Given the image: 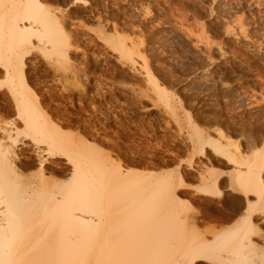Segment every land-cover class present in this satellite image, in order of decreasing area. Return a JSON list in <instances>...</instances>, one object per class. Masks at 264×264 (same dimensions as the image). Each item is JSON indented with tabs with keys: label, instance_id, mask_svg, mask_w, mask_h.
<instances>
[{
	"label": "rangeland",
	"instance_id": "1",
	"mask_svg": "<svg viewBox=\"0 0 264 264\" xmlns=\"http://www.w3.org/2000/svg\"><path fill=\"white\" fill-rule=\"evenodd\" d=\"M2 6V11L14 13L9 2ZM42 7L63 34L67 55L62 68L50 59L56 55L37 49L25 60L26 92L41 102L49 126H61L80 146L73 147L75 153L95 145L111 157L113 166L138 171L145 182L175 176L177 184L184 183L181 192L189 202L184 214H199L202 229L213 225L221 201L236 194L231 196L227 184L215 197L196 191L198 174L225 170L212 151L215 161L202 153L197 134L216 141L226 136L245 153L249 135H264V0H44ZM236 23L242 24V35L228 34ZM114 41L133 45L145 64L143 59L133 64L115 51ZM147 71L157 89L148 84ZM5 78L0 67V127L20 135L25 123L10 88L1 84ZM24 158L31 165L25 173H35L37 161ZM55 161L47 166L60 177ZM126 181L113 175L109 180ZM259 225L263 228L257 234L264 235V222ZM123 229L115 224L111 231ZM58 230L54 227L52 233Z\"/></svg>",
	"mask_w": 264,
	"mask_h": 264
},
{
	"label": "bare ground",
	"instance_id": "2",
	"mask_svg": "<svg viewBox=\"0 0 264 264\" xmlns=\"http://www.w3.org/2000/svg\"><path fill=\"white\" fill-rule=\"evenodd\" d=\"M6 2L14 13L2 11ZM43 4L44 0H0V67L6 74L1 84L10 88L25 123L22 135L0 127V264H264L259 225L264 222V135H249L245 153L225 135L226 140L216 141L198 132L202 153L214 161L218 157L225 170L215 175L202 170L196 191L215 197L227 184L231 196L236 194L221 201L215 223L202 229L199 214H184L187 194L181 192L184 183L177 184L175 176L145 182L138 171L120 164L114 167L111 157L95 145L86 144L75 153L73 147L79 145L61 126H49L41 102L38 98L34 102L26 92L25 60L37 49L56 55L47 54L62 68L67 55L63 34L53 26ZM235 32L242 35V24L227 29L228 34ZM111 47L133 64L140 59L145 64L133 45L114 41ZM217 53L225 56L220 47ZM146 74L148 84L157 89L152 74ZM225 88L220 90L226 92ZM27 156L34 157L38 166L30 175L25 173L31 166L24 162ZM53 158L60 177L47 166ZM112 175L127 181L111 184ZM115 224L124 229L111 231ZM54 227L59 230L52 233Z\"/></svg>",
	"mask_w": 264,
	"mask_h": 264
}]
</instances>
